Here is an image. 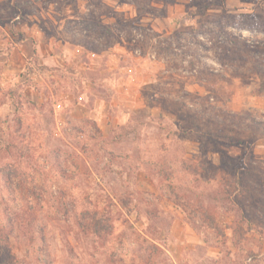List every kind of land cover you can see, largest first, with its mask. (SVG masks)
I'll list each match as a JSON object with an SVG mask.
<instances>
[{
	"label": "rangeland",
	"instance_id": "374dc122",
	"mask_svg": "<svg viewBox=\"0 0 264 264\" xmlns=\"http://www.w3.org/2000/svg\"><path fill=\"white\" fill-rule=\"evenodd\" d=\"M13 20L56 51L0 54V264H264V0H0Z\"/></svg>",
	"mask_w": 264,
	"mask_h": 264
},
{
	"label": "crops",
	"instance_id": "0c3cea01",
	"mask_svg": "<svg viewBox=\"0 0 264 264\" xmlns=\"http://www.w3.org/2000/svg\"><path fill=\"white\" fill-rule=\"evenodd\" d=\"M1 27L5 33L0 34V51H2L0 54L5 56L9 64L14 57L30 61L31 55L35 51L43 50L45 43L51 46L48 51H56V48L52 46L54 44L52 35L38 22L25 21L23 23L13 20L10 24ZM17 32L18 36H16ZM9 42L13 43L10 47L7 46Z\"/></svg>",
	"mask_w": 264,
	"mask_h": 264
},
{
	"label": "trees",
	"instance_id": "16d2710c",
	"mask_svg": "<svg viewBox=\"0 0 264 264\" xmlns=\"http://www.w3.org/2000/svg\"><path fill=\"white\" fill-rule=\"evenodd\" d=\"M229 38V37H228ZM36 56V51L33 54V57ZM82 222L79 221L80 227L83 230L86 229H92L93 232L97 235H102V233H111L113 229V224L111 222L112 217L109 215H106L102 211H99L98 209L90 210L88 208L84 209L82 211ZM89 218V219H88ZM84 220H87L84 222ZM145 240L151 242V248L149 251L151 252L152 250H158V245H156V241L152 239L150 241L148 238H144ZM152 251V252H153Z\"/></svg>",
	"mask_w": 264,
	"mask_h": 264
}]
</instances>
